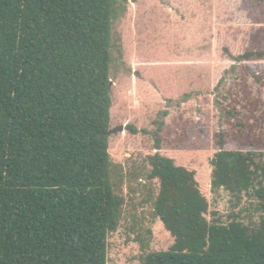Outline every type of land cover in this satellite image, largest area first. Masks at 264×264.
<instances>
[{
  "label": "trees",
  "instance_id": "trees-1",
  "mask_svg": "<svg viewBox=\"0 0 264 264\" xmlns=\"http://www.w3.org/2000/svg\"><path fill=\"white\" fill-rule=\"evenodd\" d=\"M123 2L0 0V264L109 262L126 204L110 154L113 27ZM243 2L257 22L251 12L264 0ZM226 52L263 84L264 67L251 63L264 62V44L237 58ZM258 104H248L257 125ZM248 122L230 123L245 133L260 127ZM216 137L213 190L238 200L254 190L264 213V154L227 150L226 133ZM149 164L147 180L160 183L155 215L175 243L143 264H264V216L257 230L210 224L195 173L160 153Z\"/></svg>",
  "mask_w": 264,
  "mask_h": 264
},
{
  "label": "rangeland",
  "instance_id": "rangeland-1",
  "mask_svg": "<svg viewBox=\"0 0 264 264\" xmlns=\"http://www.w3.org/2000/svg\"><path fill=\"white\" fill-rule=\"evenodd\" d=\"M123 8L113 27L110 154L115 193L126 204L119 230L109 238L108 264H143L148 254L175 243L155 215L160 183L147 180L149 158L157 153L196 174L208 202L207 222L237 220L257 230L262 200L254 190L240 200L224 189L214 191L212 160L221 133L227 150L264 154V80L249 79L226 52L237 58L263 46L264 4L251 12L257 22L243 0H127ZM251 64L264 67V62ZM254 101L260 103L258 125L248 106ZM248 119L260 126L255 132H239L230 123L248 124Z\"/></svg>",
  "mask_w": 264,
  "mask_h": 264
},
{
  "label": "water",
  "instance_id": "water-1",
  "mask_svg": "<svg viewBox=\"0 0 264 264\" xmlns=\"http://www.w3.org/2000/svg\"><path fill=\"white\" fill-rule=\"evenodd\" d=\"M112 86H113V84H112Z\"/></svg>",
  "mask_w": 264,
  "mask_h": 264
}]
</instances>
